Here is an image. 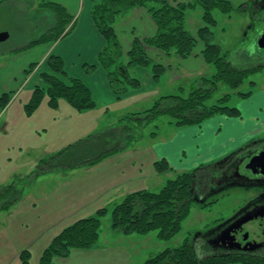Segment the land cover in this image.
<instances>
[{
	"label": "trees",
	"instance_id": "obj_1",
	"mask_svg": "<svg viewBox=\"0 0 264 264\" xmlns=\"http://www.w3.org/2000/svg\"><path fill=\"white\" fill-rule=\"evenodd\" d=\"M5 1L7 0H1L0 3L3 4ZM39 7L52 14L51 21L38 39L26 43L20 51L38 45L53 44L66 38L74 29L75 17L60 4L42 0ZM135 7H143L147 10L157 32L152 38L135 39L132 48L125 53L127 56L125 63L123 59L125 55L116 40L114 26L120 16ZM197 7L202 13V26L197 29V37H194L187 28V18L189 12ZM242 9L243 6L234 7L229 0H195L178 4H172L167 0H100L97 2L92 8L91 19L105 42L99 54L98 64L106 71L109 88L117 100L124 99L131 91L140 88V81L128 74L130 67L149 68L154 81H158L165 73L162 65L151 62L147 55V48L156 49L165 56L175 55L180 59H187L194 54L197 43L201 42L203 46L201 56L207 66L213 67L215 72L210 77H199L196 88L190 89L186 96H162L154 101L151 108L128 113L119 120L118 125L107 127L101 132L95 131L47 158L41 159L35 168L37 172H33L27 180L32 181L48 171L93 167L128 148L135 132L130 127L131 124L148 126L160 115L170 116V124L179 129L201 126L216 116L240 117L236 107L227 105L231 93L223 95L212 104L208 102L219 91L221 85L235 92L239 99H249L252 91L243 93L239 91V88L249 74L260 70L264 65V61H261L260 65L252 67L255 58L251 59L246 53L248 49L242 45L236 56L230 57L228 51H224L220 45L213 42L214 33L211 27L216 25L213 12L218 11L221 15H229L235 10L240 13ZM237 58H243L246 62L242 65V69H237L233 64ZM33 66L31 65L25 74H29ZM92 67L94 66H90ZM46 68V71L40 74L41 85L33 88L30 100L23 106L26 116H31L45 97L48 107L53 110L58 108L59 101H64L79 113H85L97 107L89 89L80 80L66 74L64 63L59 57L50 56L46 62ZM250 85H254V82H250ZM12 95L11 92L0 95V114L6 109ZM156 137V132L150 133L151 139ZM123 141H125L124 144ZM253 143L254 141L238 148L217 164L201 165L177 174L175 178L166 180L158 192L142 190L126 195L122 202L111 211L112 231L125 236L156 232L159 240L174 237L181 231V223L187 218L194 204L206 207L215 202V195L221 192L223 186H215V178H221L227 174L232 169L230 163L236 157L239 158L247 150L253 151L251 148ZM89 144L92 145L87 146ZM64 157H69L71 160L67 162L70 163L60 165ZM153 168L156 174L171 172L166 160L153 163ZM17 184L18 182L14 181L6 188L0 187V200L6 201L2 206L3 209L20 201L21 193L17 190ZM10 192L14 194L8 201L7 196ZM106 212L105 208L98 209L95 215L79 219L61 231L44 251L40 264H53V256L66 257L72 249H88L97 244L101 231V219ZM212 234L198 235L194 241L186 237L179 247L166 248L142 264H264V260L256 257L208 253L204 240L210 239ZM204 253L207 254L201 258V254ZM21 257L25 260L27 255L21 254ZM24 264H27V261H24Z\"/></svg>",
	"mask_w": 264,
	"mask_h": 264
},
{
	"label": "rangeland",
	"instance_id": "obj_2",
	"mask_svg": "<svg viewBox=\"0 0 264 264\" xmlns=\"http://www.w3.org/2000/svg\"><path fill=\"white\" fill-rule=\"evenodd\" d=\"M241 1L249 2L248 0H232L231 3L234 7H239L238 3ZM41 2L42 0H18V2L2 4L3 6L0 7V32H6L9 36L7 40L0 42V60H4V56L11 57L17 53L24 52L20 51V49L26 43L38 39L45 32L48 22L51 21L52 14L39 7ZM235 11L229 15H221L218 11H214L213 15L216 25L211 27L214 33L213 42L220 45L224 51H228L230 57L236 56L238 50L242 48L241 44L243 39H245V27L243 26L247 22L244 14L239 15L240 13ZM201 15V10L198 7L189 12L187 28L191 33L194 29L197 30L202 26ZM256 50L255 48V50H251L248 53L251 59L254 60L255 58L254 63L251 65L252 67H257L261 64L262 57L259 56V51ZM38 54L36 53L35 56ZM30 58H32V55H27L24 61ZM23 63L29 62L13 64L11 66L13 72L10 74L15 76L18 73L20 75V66ZM245 63L243 58H237L236 62H233L237 69H242V65ZM214 72V68L210 67L200 77H210ZM198 78L184 79V81L179 83L182 90L178 89L177 85L168 86L162 95L186 96L190 89L196 88ZM250 82H254V85H250ZM2 85L6 87L5 83ZM263 86L264 65H262L260 70L248 75L239 91L243 93L252 91V94H255L262 91ZM227 93H231V98L227 103L229 107L238 108L243 104L244 100L239 99L235 92H231L224 85L220 86L219 91L209 100L208 104L214 103ZM1 94L2 90L0 88ZM44 100H47V98L45 97ZM152 106L153 104H150L146 109ZM125 116L126 112L113 113L110 117L103 120L96 133L103 131L107 127V123L111 126L118 125L119 120ZM130 127L135 132L128 148L113 155L114 157L104 159L95 167L93 166V168L82 167L48 171L29 181L27 178L37 171L35 168L30 169L28 167L16 171L11 178L6 180L2 188L10 186L14 181L18 182L17 190L20 191L21 198L19 202L8 206L6 209L2 208L6 201L0 200V264H24V261H27V264H40L44 251L61 231L79 219L95 215L96 211L101 208H105L107 212L101 219L98 243L88 249H72L66 257L53 256V264H142L166 248L179 247L186 237H190L194 241L198 235H211L221 221L230 219L241 208L247 207L250 202L257 199L255 189L249 185L238 186V184H233L229 188L222 189L221 192L215 195L216 199L213 204L206 207L194 204L187 218L181 223V231L168 240L157 239L156 232L147 235L125 236L119 232L112 231L110 227L111 211L126 196V194L125 196L124 194L123 196L116 194L121 188L116 190L115 188H110L114 185L112 181L116 178L126 177L139 180L136 177L138 170H141L143 175H147L148 171L153 169L152 157L155 151H152L151 132L157 133V141H159L161 136L163 139L170 140L171 136L173 137L176 133L185 129H179L170 124V116L168 115L158 116L148 126L141 127L131 124ZM253 141L252 150L259 149L264 145V133L252 138V140H247L240 147ZM181 142L187 148V152L195 149L194 147L191 148V142L186 136H183ZM122 143L124 144L125 141ZM205 147L201 146L200 148L204 150ZM237 147H234L230 153L237 150L239 148ZM228 154L207 162H202L203 159L200 155L189 156L187 154L188 159L183 161L184 170L179 172L171 171L170 175L164 178V182L160 187L152 185L146 186L145 189L151 192H158L166 180L175 178L179 173L190 171L192 169L191 166L197 168L201 165L217 164L227 158ZM35 156L36 153L31 152V160ZM61 160L60 165H67L70 163L67 161L71 159L64 157ZM149 162L150 164H148ZM6 166L11 168L12 164L10 162L3 164L0 159V173L5 174L4 168ZM85 169L91 170L89 171L91 174L83 176ZM240 172L246 173L243 167H241ZM0 180L2 179L0 178ZM137 189L142 188L138 187ZM133 191L128 189L126 193H132ZM13 194L12 192L8 193V201ZM259 223V221H253L245 225L244 230L249 234L250 238H257V235L260 234L261 226ZM21 254H26L27 258L24 260ZM206 254H201V258Z\"/></svg>",
	"mask_w": 264,
	"mask_h": 264
},
{
	"label": "crops",
	"instance_id": "obj_3",
	"mask_svg": "<svg viewBox=\"0 0 264 264\" xmlns=\"http://www.w3.org/2000/svg\"><path fill=\"white\" fill-rule=\"evenodd\" d=\"M46 1L63 6L75 17V25L72 33L64 39L49 45L34 46L14 56H4V60H0L2 62L0 88L2 93H13L6 109L0 114V159L3 164L8 162L12 164L11 168L7 166L4 168L9 173H0L1 187L16 171L28 167L36 168L41 159L97 131L103 120L113 113L128 114L144 111L158 98L167 96L162 94L168 86L177 85V88L182 90L179 83L184 79L200 77L210 69L200 53L203 47L201 42L197 43L194 54L187 59H180L175 55L165 56L156 49L147 48L151 62L162 65L165 73L158 81H154L149 68L130 67L128 74L140 81V88L131 91L124 99L117 100L109 88L106 71L98 64L99 54L105 42L91 19V11L100 0ZM167 1L178 4L195 0ZM13 2L17 0H7L4 3ZM238 5L243 6L244 9L247 7V3L242 1ZM2 6L0 3V7ZM114 31L125 55L132 48L135 39L152 38L156 35L157 28L145 8L135 7L119 17ZM191 34L197 37V30L194 29ZM36 53L39 54L35 56ZM27 55H32V58L24 61ZM52 55L63 61L68 76L80 80L89 89L97 105L94 110L79 113L64 101H59L58 108L53 110L48 107L47 100H43L31 116L25 115L23 106L30 100L33 88L41 85L40 74L46 71V62ZM126 57L125 55L123 58L125 63ZM17 62L29 63H23L20 66L21 74L17 73L14 76L10 74L13 72L11 66ZM31 65L34 66L30 73L25 74ZM90 66L94 67L90 68ZM3 83L6 87H3ZM237 109L240 113L238 118L216 116L201 126L187 127L179 131L171 136L170 140L163 139L162 136L159 141H157L158 136L155 139L150 138L153 144L152 151H155L152 157L153 163L166 160L171 171L179 172L184 170L183 161L188 159L187 154L200 155L202 162L211 161L227 155L234 147H240L247 140L264 133V86L262 91L252 94ZM106 126L111 127L108 123ZM183 136L191 142V148H195L193 151H186L187 148L181 142ZM201 146L206 147L202 150ZM31 152L36 153L35 158L32 157L33 160L30 157ZM191 167L194 169L193 166ZM89 171L91 170L85 169L83 176L91 174ZM169 175L170 172L156 174L154 168L149 170L147 175H143L142 171L138 170L136 177L139 180L129 177L116 178L110 188L115 190L121 188L116 194L125 196L130 194L126 193L128 189L137 192L147 190L146 186L160 187L164 178ZM138 187L142 189H137Z\"/></svg>",
	"mask_w": 264,
	"mask_h": 264
},
{
	"label": "flooded vegetation",
	"instance_id": "obj_4",
	"mask_svg": "<svg viewBox=\"0 0 264 264\" xmlns=\"http://www.w3.org/2000/svg\"><path fill=\"white\" fill-rule=\"evenodd\" d=\"M248 1L247 7L240 11V14H244L247 21L244 26L245 39H243L241 44L242 47L248 49L246 51L247 54L256 48V42L264 32V0ZM258 54L262 57L261 61L264 60V52L259 51ZM262 149H264L263 146L254 151H245L239 158L236 157L230 163L232 169L227 174L221 178L216 177L215 186L223 185L221 189L229 188L233 184L252 186L256 191L257 199L250 202L247 207L241 208L230 219L223 220L218 224L219 226L213 231L211 238L204 240L208 253L215 255L237 254L264 260V177L255 176L244 169L250 157ZM248 156L249 158H247ZM241 167L246 173L240 172ZM256 214L259 217L236 227L238 220L245 216H254ZM253 221H259L261 226V231L257 238H250L249 234L244 230L245 225ZM227 230H229V233L225 234L224 232Z\"/></svg>",
	"mask_w": 264,
	"mask_h": 264
},
{
	"label": "water",
	"instance_id": "obj_5",
	"mask_svg": "<svg viewBox=\"0 0 264 264\" xmlns=\"http://www.w3.org/2000/svg\"><path fill=\"white\" fill-rule=\"evenodd\" d=\"M8 36V33L0 32V42L7 40ZM256 49L258 51L264 52V32L260 35L256 42ZM244 169L250 171L251 174L255 176L264 177V149L250 157L249 161L245 164ZM257 217H259L257 214L254 216H245L244 218L237 221L236 227L241 226L242 224H245L248 221L256 219ZM224 233H229V230L225 231Z\"/></svg>",
	"mask_w": 264,
	"mask_h": 264
}]
</instances>
